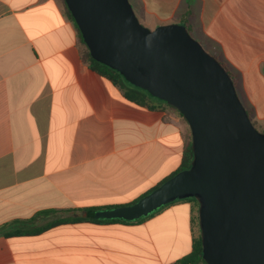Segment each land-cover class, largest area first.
I'll use <instances>...</instances> for the list:
<instances>
[{"label": "crops", "instance_id": "crops-1", "mask_svg": "<svg viewBox=\"0 0 264 264\" xmlns=\"http://www.w3.org/2000/svg\"><path fill=\"white\" fill-rule=\"evenodd\" d=\"M130 1L151 29L187 25L248 111L264 113V0ZM81 51L62 0H0V226L130 204L181 165L188 122L166 104L128 102ZM195 210L182 199L132 222L0 235V264H177L193 250Z\"/></svg>", "mask_w": 264, "mask_h": 264}, {"label": "water", "instance_id": "water-1", "mask_svg": "<svg viewBox=\"0 0 264 264\" xmlns=\"http://www.w3.org/2000/svg\"><path fill=\"white\" fill-rule=\"evenodd\" d=\"M97 61L173 104L192 133L189 168L99 219L135 221L196 198L207 264H264V132L224 64L182 23L151 29L130 0H65Z\"/></svg>", "mask_w": 264, "mask_h": 264}, {"label": "trees", "instance_id": "trees-1", "mask_svg": "<svg viewBox=\"0 0 264 264\" xmlns=\"http://www.w3.org/2000/svg\"><path fill=\"white\" fill-rule=\"evenodd\" d=\"M64 5V11L66 15L74 22V24L77 27V30L79 32L80 40L82 43V51H81V57L84 63H86L91 69L98 72L100 75H102L106 80L110 81L112 85L118 87L123 94V97L130 103L140 106V107H146L150 109H156L159 108L160 105L166 104L168 106H171L174 110H176L184 119V121L187 122L186 118L183 116V114L171 103H168L164 100H161L157 97L152 96L147 90L140 88L138 86H135L134 84L130 83L125 79V77L118 72L117 70L97 61L93 58L91 55V52L87 46V44L84 41V38L82 36V33L71 13L69 8L67 7V4L65 0H62ZM187 26V25H186ZM189 29V27L187 26ZM225 66V65H224ZM226 67V66H225ZM227 68V67H226ZM228 70V69H227ZM228 72L232 75V73L228 70ZM194 153H193V143H192V133L191 130H189V133L186 134L185 137V144L183 147V155H182V162L177 171H175L170 177L174 176L178 172L185 170L190 167L191 162L193 160ZM168 177L167 179H169ZM166 179V180H167ZM164 180V181H166ZM163 181V182H164ZM161 182V183H163ZM160 183V184H161ZM158 184L157 186H159ZM156 186V187H157ZM155 188V187H154ZM153 188V189H154ZM183 200H190L196 202V210L193 216V222L195 227V237H194V245L193 250L191 253L186 255L185 257L181 258L177 261V264H207L203 257V245H202V237H201V228L199 224V202L196 198H187ZM178 201V200H176ZM174 201V202H176ZM173 203V202H172ZM171 204V203H169ZM169 204L165 205L164 207L168 206ZM116 207V206H114ZM164 207L160 208L156 212L148 215L147 217L157 213ZM113 208V207H111ZM108 208H87L83 211L87 212L86 216L83 215H73L67 218H56L51 221L43 222V220L48 217L51 213H53L56 210H41L37 212L35 215H33L30 218L27 219H16L11 222H7L0 226V235L5 237H13V236H32V235H38L56 225L62 224V223H70V222H80V221H90L94 223H111V222H132L127 221L123 219H99L96 216V212L98 210H103ZM144 217V218H147ZM144 218L138 219L142 220Z\"/></svg>", "mask_w": 264, "mask_h": 264}, {"label": "rangeland", "instance_id": "rangeland-1", "mask_svg": "<svg viewBox=\"0 0 264 264\" xmlns=\"http://www.w3.org/2000/svg\"><path fill=\"white\" fill-rule=\"evenodd\" d=\"M195 37V36H194ZM243 99V103L245 104V98H241ZM249 112V111H248ZM250 117L254 123V125L256 126V128L261 131L264 132V113L261 114H255L253 112H249ZM193 204L196 206V202L192 201Z\"/></svg>", "mask_w": 264, "mask_h": 264}]
</instances>
